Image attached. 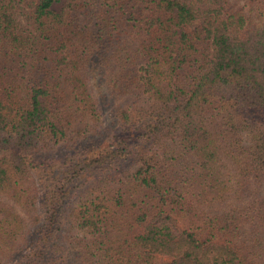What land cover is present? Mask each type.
<instances>
[{
  "label": "trees",
  "instance_id": "trees-1",
  "mask_svg": "<svg viewBox=\"0 0 264 264\" xmlns=\"http://www.w3.org/2000/svg\"><path fill=\"white\" fill-rule=\"evenodd\" d=\"M0 264H264V0H0Z\"/></svg>",
  "mask_w": 264,
  "mask_h": 264
},
{
  "label": "rangeland",
  "instance_id": "rangeland-1",
  "mask_svg": "<svg viewBox=\"0 0 264 264\" xmlns=\"http://www.w3.org/2000/svg\"><path fill=\"white\" fill-rule=\"evenodd\" d=\"M60 7H61V2L56 3V4H54V5L52 6V10H54V11H59Z\"/></svg>",
  "mask_w": 264,
  "mask_h": 264
}]
</instances>
